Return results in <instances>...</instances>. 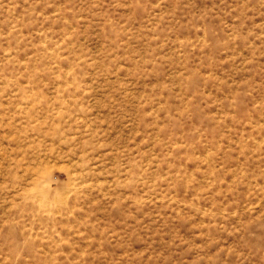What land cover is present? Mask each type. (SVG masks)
<instances>
[{"label":"rangeland","instance_id":"374dc122","mask_svg":"<svg viewBox=\"0 0 264 264\" xmlns=\"http://www.w3.org/2000/svg\"><path fill=\"white\" fill-rule=\"evenodd\" d=\"M0 264H264V0H0Z\"/></svg>","mask_w":264,"mask_h":264}]
</instances>
